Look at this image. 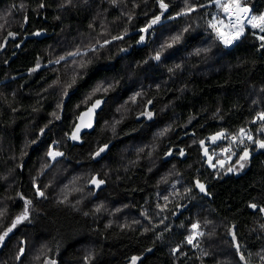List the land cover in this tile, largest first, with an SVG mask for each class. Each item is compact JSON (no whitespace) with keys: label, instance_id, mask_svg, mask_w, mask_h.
I'll use <instances>...</instances> for the list:
<instances>
[{"label":"trees","instance_id":"16d2710c","mask_svg":"<svg viewBox=\"0 0 264 264\" xmlns=\"http://www.w3.org/2000/svg\"><path fill=\"white\" fill-rule=\"evenodd\" d=\"M217 2L0 0V264H264V31L225 47ZM216 134L241 172H210Z\"/></svg>","mask_w":264,"mask_h":264},{"label":"rangeland","instance_id":"374dc122","mask_svg":"<svg viewBox=\"0 0 264 264\" xmlns=\"http://www.w3.org/2000/svg\"><path fill=\"white\" fill-rule=\"evenodd\" d=\"M240 1H242L243 4L247 5L245 3V0H218V2H217L218 5H226L225 16H226L227 20L229 22H233L232 25L228 21H227V23H224V24H221L219 22L216 23L218 26L221 25L220 28H221V31L223 32V33L221 32L222 33L221 36H223L224 33H226V32L235 33V32L240 31L241 29L243 30L242 26H240L242 23L243 24L245 23V20L242 21L243 15H245V18L250 21L249 22L250 24L246 25V27H252L255 25L257 27L258 31L262 32L261 27H264V21L259 20V19L254 20L253 19L254 15H252L250 7H243L242 6V8H243L242 10H237V5L242 4V2H240ZM245 9L247 11H245ZM260 17H264V16H260ZM240 22H241V24H240ZM10 37H14V35H11ZM241 136H242V140L246 143H251L253 141V135L251 134V132L242 131ZM192 143H193V141L190 140L189 142H187L186 145L190 146ZM222 152H223V150H222ZM246 152L248 153L247 157L245 159H241L240 161L244 162L245 160H248L250 158L251 153H250L249 149ZM244 153L242 154V156H244ZM61 156H62V153H60L54 149L49 153V157L51 158L52 162L57 160ZM233 157L234 156H229L228 159L224 158L223 160H221L220 166H219L220 168L218 167V171L220 169L224 168L226 163H230L233 160ZM238 165H237V167H238ZM240 169H241V165H240ZM240 169L237 170L236 168H234L233 170L236 172H241ZM49 264H51V262Z\"/></svg>","mask_w":264,"mask_h":264},{"label":"flooded vegetation","instance_id":"af4514ba","mask_svg":"<svg viewBox=\"0 0 264 264\" xmlns=\"http://www.w3.org/2000/svg\"><path fill=\"white\" fill-rule=\"evenodd\" d=\"M225 141H226V137L224 134H222V135L216 134V135H212L209 137H202L199 139V145H200V148L202 149L201 151H202L203 157L205 159V163H207V166H209L210 172L214 173L215 171H217V173L218 172H224L226 174H229L230 172H232V170L234 168L238 169V167L236 165L231 164V162H232L231 161L230 163H226L224 168H222L218 171V167L220 166L221 160H223L224 158L228 159V157L231 156V155H229L230 151L229 152H224V151L222 152V150L224 148L222 146V144L225 143ZM179 148L181 150V148H185V147H179ZM106 150L107 149L96 152L94 155H96V154L97 155H96L94 160H97L98 156L104 157V155H105L104 153L106 152ZM175 154H178V152L176 151L174 153V150L170 149L167 152V154L165 155V159H172L173 157L176 158ZM103 161H104V158H103ZM89 170L92 172L91 165L89 166ZM95 177L98 178V180L101 183V184L97 183L96 185H101L100 189H104L106 187V183H105L106 180H104L103 178H100L99 175H91L90 182ZM203 184H205V183H203ZM94 188L96 190V187H94Z\"/></svg>","mask_w":264,"mask_h":264},{"label":"water","instance_id":"95a60500","mask_svg":"<svg viewBox=\"0 0 264 264\" xmlns=\"http://www.w3.org/2000/svg\"><path fill=\"white\" fill-rule=\"evenodd\" d=\"M28 21L26 20L25 22V27L24 30L27 26ZM49 35H47L45 33V31H35L32 34H27L24 37V40L22 42V44H24L27 40L30 39H42L44 37H48ZM104 99L98 100L94 103H92V105H90L87 109H85L78 118V122H77V127L75 132H77L78 134L82 135L85 133H91L93 132V130L96 127L97 121H98V116L99 113L101 112V110L104 107ZM74 132V134H75ZM191 136H194V133L190 134ZM185 138V137H183ZM180 160H186L188 158V151L185 149H181L179 155L177 156ZM97 183L101 184L100 181L98 180V178H93L92 181L89 184V187H96V190L99 191L101 185H96ZM198 184H202L204 185V191H201L200 188L198 187ZM195 188L196 190L199 192V194L203 195L205 198H210V194L208 191V185L203 184L202 182H196L195 184Z\"/></svg>","mask_w":264,"mask_h":264},{"label":"snow or ice","instance_id":"6c2138e0","mask_svg":"<svg viewBox=\"0 0 264 264\" xmlns=\"http://www.w3.org/2000/svg\"><path fill=\"white\" fill-rule=\"evenodd\" d=\"M161 7H167L166 5H164L163 3H162V0H161ZM245 11H247L246 9H245ZM157 20L159 19V17H157L156 18ZM253 19L254 20H256V19H259V20H262V21H264V17H253ZM153 22H155V21H153ZM255 26V25H254ZM241 31H242V29H241ZM261 31H264V27H261ZM238 38V37H237ZM141 39H143V37L141 38ZM175 39H179V37H176ZM261 39H264V37H262ZM224 43H230V40H228V39H225L224 40ZM160 57H159V54H157V56H156V59H159ZM261 119H264V114H261ZM243 131V130H242ZM73 138H75V137H73ZM259 146L261 147V148H264V142H259ZM103 149H101V151H102ZM247 155H248V153L247 152H245L244 153V156H242L241 157V159H245L246 157H247ZM241 166H243V165H241ZM198 187L200 188V190L201 191H204L205 189H204V185H202V184H198ZM41 195H43V193H40ZM252 207H255V205H253ZM262 211H264V209H261ZM27 218V211H25V213H24V215L22 216V217H19L18 219H17V222H19L20 220H23V219H26ZM15 225H13V227H14ZM194 228H196L197 226L196 225H194L193 226ZM9 231H11V229H9ZM5 235H7V233H5ZM4 239V237L3 236H0V241H2ZM188 242L189 243H192L193 242V237H189L188 238ZM242 259H243V257H241Z\"/></svg>","mask_w":264,"mask_h":264},{"label":"bare ground","instance_id":"6f19581e","mask_svg":"<svg viewBox=\"0 0 264 264\" xmlns=\"http://www.w3.org/2000/svg\"><path fill=\"white\" fill-rule=\"evenodd\" d=\"M241 2V1H240ZM240 5H243V4H240ZM245 20V23L243 24H241L240 26H242V28H243V30L241 31H238V32H235V33H229V32H226V33H224V35L223 36H220V39H221V41H222V43L224 44V46L225 47H232V46H234V44L235 43H237L238 41H240L241 40V38L244 36V28L246 27V25H249L250 23V21L248 20V19H246L245 18V15H243V18H242V21H244ZM245 26V27H244ZM238 37V38H237ZM225 39H228V40H230V43H224V40ZM230 139H232L233 140V142L231 143V145H233L234 143H235V141H236V139H235V137H233V138H230Z\"/></svg>","mask_w":264,"mask_h":264},{"label":"built area","instance_id":"2783aa9c","mask_svg":"<svg viewBox=\"0 0 264 264\" xmlns=\"http://www.w3.org/2000/svg\"><path fill=\"white\" fill-rule=\"evenodd\" d=\"M243 8H242V5H237V10H242ZM240 24H241V22H240ZM229 141V146L226 148V151L227 152H229L231 149V143L233 142V140L232 139H229L228 140Z\"/></svg>","mask_w":264,"mask_h":264},{"label":"crops","instance_id":"0c3cea01","mask_svg":"<svg viewBox=\"0 0 264 264\" xmlns=\"http://www.w3.org/2000/svg\"><path fill=\"white\" fill-rule=\"evenodd\" d=\"M229 33H231V32H229Z\"/></svg>","mask_w":264,"mask_h":264}]
</instances>
